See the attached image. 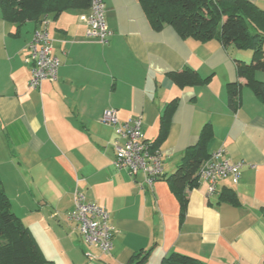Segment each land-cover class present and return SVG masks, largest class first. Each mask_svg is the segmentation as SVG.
Wrapping results in <instances>:
<instances>
[{"label":"crops","instance_id":"0c3cea01","mask_svg":"<svg viewBox=\"0 0 264 264\" xmlns=\"http://www.w3.org/2000/svg\"><path fill=\"white\" fill-rule=\"evenodd\" d=\"M245 1L264 12V0ZM102 2L107 44L85 37L80 17L89 8L41 17L60 66L56 79L36 90L28 89L26 46L41 24L18 29L0 14V181L11 211L53 264H127L140 251L148 252L144 264H160L171 253L204 264H263L264 105L235 67L252 53L216 39H184L170 26L155 31L137 0ZM184 69L206 82L178 88L168 73ZM254 76L263 81L262 73ZM235 83L241 89L233 110L227 85ZM174 99L157 147L166 176L206 125L207 153L222 150L231 163H243L237 180L220 179L215 194L202 181L187 190L183 212L165 180L149 191L142 175L113 167L117 136L101 123L106 110L115 111L119 127L139 116L153 143ZM223 189L235 193L239 206L218 203ZM75 194L108 213V254L86 245L67 220Z\"/></svg>","mask_w":264,"mask_h":264},{"label":"trees","instance_id":"16d2710c","mask_svg":"<svg viewBox=\"0 0 264 264\" xmlns=\"http://www.w3.org/2000/svg\"><path fill=\"white\" fill-rule=\"evenodd\" d=\"M155 31L165 26L172 27L181 38L197 41L216 39L227 48L252 53L249 63L235 61L238 78L245 80L246 86L255 98L264 105V82L255 79L256 73L264 74V12L245 0H137ZM91 0H0V14L3 21L16 24L18 29L27 21L41 24V17H58L70 9L86 10ZM169 79L182 89L186 86H200L206 82L189 69L168 73ZM239 83L228 84V104L236 110L239 105ZM177 99L165 108L160 123V131L151 150L157 147L164 137V129L171 112L176 107ZM212 137V130L206 125L193 146L188 147L176 170L163 173L160 180H165L177 198L183 212L186 205V191L197 187L198 173L203 163L210 157L207 144ZM218 203L239 206L235 193L223 189L218 196ZM264 218V208L261 209ZM148 252L134 254L127 264H144ZM0 264H53L47 260L38 248L29 230L11 211L10 203L0 181ZM160 264H204L193 257L171 253ZM264 264V263H263Z\"/></svg>","mask_w":264,"mask_h":264},{"label":"built area","instance_id":"2783aa9c","mask_svg":"<svg viewBox=\"0 0 264 264\" xmlns=\"http://www.w3.org/2000/svg\"><path fill=\"white\" fill-rule=\"evenodd\" d=\"M104 14L102 0H91L88 14L80 17L87 39L107 44L111 32L107 28ZM40 26L26 46V61L30 65L28 89L31 90L38 89L43 82L54 81L60 66L59 60L53 56V45L45 22ZM101 123L114 128L117 136L113 143V167L131 176L142 175L145 188L151 191L163 175V165L158 151L153 152L144 137L141 117L131 118L119 127L115 111L106 110ZM242 166V162L231 163L224 157V152L219 150L203 163L198 179L206 183L207 194L212 195L217 193L220 179L231 177L236 181ZM73 201V210L67 213V220L76 223L78 233L86 245L97 249L102 255L108 254L112 249L108 213L95 203L87 202L81 195L75 194Z\"/></svg>","mask_w":264,"mask_h":264},{"label":"rangeland","instance_id":"374dc122","mask_svg":"<svg viewBox=\"0 0 264 264\" xmlns=\"http://www.w3.org/2000/svg\"><path fill=\"white\" fill-rule=\"evenodd\" d=\"M261 80H263V82H264V74H263V76L260 78ZM260 81V80H259Z\"/></svg>","mask_w":264,"mask_h":264}]
</instances>
